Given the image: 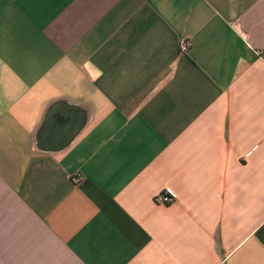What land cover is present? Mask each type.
Instances as JSON below:
<instances>
[{
    "label": "crops",
    "instance_id": "1",
    "mask_svg": "<svg viewBox=\"0 0 264 264\" xmlns=\"http://www.w3.org/2000/svg\"><path fill=\"white\" fill-rule=\"evenodd\" d=\"M0 264H264V0H0Z\"/></svg>",
    "mask_w": 264,
    "mask_h": 264
},
{
    "label": "built area",
    "instance_id": "2",
    "mask_svg": "<svg viewBox=\"0 0 264 264\" xmlns=\"http://www.w3.org/2000/svg\"><path fill=\"white\" fill-rule=\"evenodd\" d=\"M189 49H191L189 42L186 40H183L181 43V51L187 52ZM157 201L159 203H164V204H167V203L170 204V203L175 202L173 197L169 196V194H164V193L157 197Z\"/></svg>",
    "mask_w": 264,
    "mask_h": 264
}]
</instances>
